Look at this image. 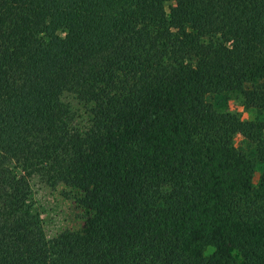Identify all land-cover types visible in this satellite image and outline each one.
Wrapping results in <instances>:
<instances>
[{
	"label": "trees",
	"instance_id": "trees-1",
	"mask_svg": "<svg viewBox=\"0 0 264 264\" xmlns=\"http://www.w3.org/2000/svg\"><path fill=\"white\" fill-rule=\"evenodd\" d=\"M262 113L264 0H0V264H264Z\"/></svg>",
	"mask_w": 264,
	"mask_h": 264
},
{
	"label": "rangeland",
	"instance_id": "rangeland-1",
	"mask_svg": "<svg viewBox=\"0 0 264 264\" xmlns=\"http://www.w3.org/2000/svg\"><path fill=\"white\" fill-rule=\"evenodd\" d=\"M63 101L73 110L78 111L82 108L81 104L69 94L63 98ZM222 103V110L235 112L245 120L255 119V112L245 106L243 98L238 93H230ZM253 138L254 136L236 133L231 146L235 150L240 148L247 155L253 156L255 154ZM28 181L30 185L28 204L32 211L39 215L47 238H52L66 229L81 228L85 213L64 187L49 185L36 174L30 175Z\"/></svg>",
	"mask_w": 264,
	"mask_h": 264
}]
</instances>
